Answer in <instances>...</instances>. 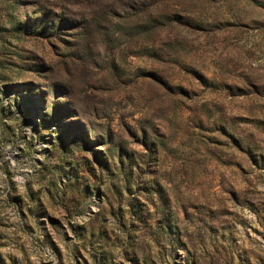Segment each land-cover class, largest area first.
Segmentation results:
<instances>
[{"label": "rangeland", "instance_id": "1", "mask_svg": "<svg viewBox=\"0 0 264 264\" xmlns=\"http://www.w3.org/2000/svg\"><path fill=\"white\" fill-rule=\"evenodd\" d=\"M0 264H264V0H0Z\"/></svg>", "mask_w": 264, "mask_h": 264}, {"label": "trees", "instance_id": "2", "mask_svg": "<svg viewBox=\"0 0 264 264\" xmlns=\"http://www.w3.org/2000/svg\"><path fill=\"white\" fill-rule=\"evenodd\" d=\"M117 16L121 19V18H123L120 14H117Z\"/></svg>", "mask_w": 264, "mask_h": 264}]
</instances>
